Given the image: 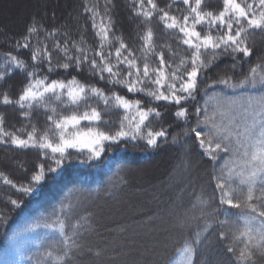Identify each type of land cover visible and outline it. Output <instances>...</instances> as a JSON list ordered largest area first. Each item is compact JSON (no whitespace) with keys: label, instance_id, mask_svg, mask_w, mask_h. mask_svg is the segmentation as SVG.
I'll list each match as a JSON object with an SVG mask.
<instances>
[{"label":"snow or ice","instance_id":"1","mask_svg":"<svg viewBox=\"0 0 264 264\" xmlns=\"http://www.w3.org/2000/svg\"><path fill=\"white\" fill-rule=\"evenodd\" d=\"M116 6L83 0L80 14H69L71 24L35 11L22 33L0 31L9 48L0 54V107L21 120L12 124L0 111V146L37 153L30 173L16 161L28 173L24 181L0 171L17 194L6 206L19 208L66 166L100 161L122 143L153 150L179 144L177 167L189 179L161 209L168 222L150 250L153 264H174L172 250L184 264H210L202 257L215 252L226 264H264V51L255 49L256 35L264 36V0H128L138 44L116 28ZM193 155L205 163L194 164ZM126 183L118 177L108 195ZM157 218L164 222L155 212L148 220ZM6 220L0 213V223ZM40 228L57 235L36 264H82L85 256L104 264L106 249L87 243L101 233L86 197L70 193L28 231Z\"/></svg>","mask_w":264,"mask_h":264},{"label":"trees","instance_id":"2","mask_svg":"<svg viewBox=\"0 0 264 264\" xmlns=\"http://www.w3.org/2000/svg\"><path fill=\"white\" fill-rule=\"evenodd\" d=\"M218 3L219 0H213ZM116 8L113 11V16L116 21V28L123 32L126 40H131L132 43L138 44L135 39V33L138 29L129 19L130 9L128 0H115ZM83 6V0H69L64 5L63 1L57 0V4H52L49 7L42 8L39 12H46L50 16L55 12L56 22H64L68 20L72 23L71 16H78ZM31 15V14H30ZM29 15V16H30ZM29 16L24 20L22 26L16 29H10L0 24V31L8 35H18L24 31V25ZM84 17H81L83 21ZM153 30L157 33L158 38L161 35V26L158 23L153 24ZM88 42L93 43V33L89 27L87 33ZM4 36L0 35V54L8 51L9 48L3 43ZM159 42V41H158ZM255 49L264 51V36L259 34L255 37ZM225 66V61L220 62L219 68L215 72L210 70V74L215 78V75ZM63 77V72L60 74ZM76 75V73H72ZM52 78H56L55 76ZM70 78V77H68ZM83 79V77H78ZM20 76H14L13 83L20 82ZM96 83V81H92ZM98 86L104 87L102 83ZM16 89H13L15 95ZM117 91H121L117 89ZM121 94H126L121 91ZM0 111L7 113L8 120L12 124L20 125L21 120L17 112L11 107H0ZM166 116V120L173 119L170 114ZM43 124L41 119L38 126ZM178 128L169 129L170 132L178 131ZM195 152V150H194ZM184 158V149L179 144H164L158 149H145L143 142H133L130 144H121L119 147H113L106 150L100 161H92L89 163H73L66 166L63 175L59 179H48L31 197H25L23 204L19 208L6 206V201L9 197L16 199L17 194L14 190L3 184L0 180V213L7 214L6 222L0 223V264H6L12 260L14 256V242L12 239L14 234L27 221H39L42 218L50 216V214L58 209L60 203L71 193L87 198L88 207L95 212V220L99 225L100 236L92 235L87 238V243L95 247L106 249L104 256V264H153L155 255L151 249L158 248L159 245L155 241L161 240L163 233L150 236H141V232L136 231L139 224H143L145 228H162L167 225L168 219L165 222H159V218L149 221L148 217L153 213H163L161 209L166 208L170 199L175 198L177 189L184 186L189 175L181 173L177 167L181 164ZM160 159H165L166 165L160 176L155 180H135V172L146 165L157 163ZM194 164L202 165L205 162L197 160L196 156L192 157ZM16 161L24 164L31 172L33 165L37 161V153L34 150H16L5 149L0 146V171H4L9 178L14 181H24L26 175L23 168L17 166ZM196 176L201 175L199 168L193 169ZM118 177H123L127 183L120 185L116 190H113L111 196L108 192L114 182H118ZM202 182V181H201ZM157 183L165 185L171 183L172 187L163 192L155 191ZM145 196L149 198L148 207L146 210L139 212L134 216L125 215L124 218L115 219L112 222H107L104 218L106 208L117 206L118 203L124 200H132L134 195ZM191 191V189H189ZM191 197L186 192L184 195L185 206L189 203ZM147 226V227H146ZM139 234L137 236L132 234ZM57 234L47 232L39 237L36 242L30 243L24 251L21 252V257L27 260L23 264H36L37 259L41 258L40 254L48 246L50 239ZM127 241V243H126ZM135 248V250H133ZM178 252L172 250L170 255L174 259ZM202 259H207L210 264H226L228 258L222 252L205 254ZM94 257H83L82 264H93Z\"/></svg>","mask_w":264,"mask_h":264},{"label":"rangeland","instance_id":"3","mask_svg":"<svg viewBox=\"0 0 264 264\" xmlns=\"http://www.w3.org/2000/svg\"><path fill=\"white\" fill-rule=\"evenodd\" d=\"M63 1L64 5L68 3L69 0H60ZM52 4H57V0H0V24L3 26L16 29L20 28L24 20L33 12L43 10L44 7H49ZM165 159H160L157 163L146 165L143 168H140L135 172V180L144 181V180H155L160 176L161 172L166 165ZM168 183H157L155 191L163 192L164 190H169ZM133 194V191H132ZM134 195V194H133ZM149 198L145 196H136L132 197V200H124V202L118 203L117 206L106 208L104 218L107 222H112L115 219L124 218L127 216H134L139 212L146 210L149 203ZM160 216H164V222L168 219L165 212L161 213ZM37 221H27L21 228L14 234L12 243L14 242L15 252L12 260L8 261L6 264H23L27 259L21 257V252L32 242H36L39 237L45 235L49 232L48 229L40 228L35 231H28V229ZM159 222H161L159 220ZM147 227V226H146ZM136 231L141 232V236H147L151 233L154 235L161 234V228H145L143 224H139L136 227ZM139 235V234H132ZM148 237V236H147ZM174 264H184V258L178 252L176 257L173 259Z\"/></svg>","mask_w":264,"mask_h":264}]
</instances>
